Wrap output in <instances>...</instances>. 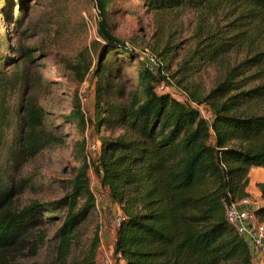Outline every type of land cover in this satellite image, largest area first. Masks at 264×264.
Segmentation results:
<instances>
[{
	"label": "trees",
	"instance_id": "1",
	"mask_svg": "<svg viewBox=\"0 0 264 264\" xmlns=\"http://www.w3.org/2000/svg\"><path fill=\"white\" fill-rule=\"evenodd\" d=\"M91 1L102 45L95 61L82 56L72 69L80 81L93 80L94 111L87 117L75 106L62 119L82 132L119 133L100 137L97 157L67 182L64 197L22 204L23 183L14 174L62 140L47 128L49 112L24 96L31 80L14 72L36 55L7 40L11 26L22 27L29 0H0V264H38L23 258L37 256L46 244L42 228L57 222L54 257L46 264H97V235L81 259L71 260L76 231L95 208L90 170L121 212L113 242L118 264H251L226 207L249 198L251 168L264 170V0H139L153 12L198 15L195 45L169 75L113 35L116 0ZM232 54L243 56L207 92L193 83L203 66H223ZM130 62L137 63L136 77L124 82L122 68ZM170 83L181 100L159 89ZM257 188L264 202V180ZM253 214L264 224V205Z\"/></svg>",
	"mask_w": 264,
	"mask_h": 264
},
{
	"label": "rangeland",
	"instance_id": "2",
	"mask_svg": "<svg viewBox=\"0 0 264 264\" xmlns=\"http://www.w3.org/2000/svg\"><path fill=\"white\" fill-rule=\"evenodd\" d=\"M112 11L113 35L134 48L153 67L156 62L161 63L168 75L175 71L188 50L195 45L194 32L199 18L189 9L178 13L153 12L145 8L139 0H116ZM217 15L218 21L223 23L222 14ZM96 24L97 12L91 0H29L22 16V27L18 30L11 26L8 32L7 40L12 47L19 43L35 49L33 62L23 61L14 72L22 73L31 80L30 89L27 88L24 96L32 95L49 112L47 128L62 140L59 147L43 150L14 174L16 180L23 183L22 204L53 201L64 197L67 182L84 163L97 157L100 137L107 138L119 133L116 128H102L98 133L91 127L82 132L62 119L75 106H79L87 117L93 115V80L87 75L80 81L72 66L80 62L82 56L89 55L93 61L96 60L97 50L102 45L97 36ZM166 45L169 47L168 52L162 54ZM242 56L243 54H232L226 57L223 66H203L193 77V83L202 92H207L221 79L225 66L234 64ZM135 65V62L123 65L124 82L135 79ZM162 89L176 99H182L180 89L173 83L162 84ZM198 109L202 117L211 118L205 106ZM88 175L91 191L98 204L76 231L77 243L72 247L71 260L81 259L93 237L97 235L99 242L96 260L99 264L104 245L101 243L102 232H112L115 228L113 219L121 214L119 208L107 199L106 192L99 186L91 170ZM260 201L254 199V203L259 204ZM59 224L57 222L54 226L42 228L47 235L46 244L37 256H24L23 261L46 264L53 260L56 244L53 235ZM251 264H264V255L252 257Z\"/></svg>",
	"mask_w": 264,
	"mask_h": 264
},
{
	"label": "built area",
	"instance_id": "3",
	"mask_svg": "<svg viewBox=\"0 0 264 264\" xmlns=\"http://www.w3.org/2000/svg\"><path fill=\"white\" fill-rule=\"evenodd\" d=\"M159 89L162 90V86H160ZM94 197L96 207L98 200L95 195ZM239 203L246 205L248 204V200L244 199L238 203H232L227 206L226 219L232 224L235 231L246 241L252 257L264 255V224L257 221L253 211L241 208ZM120 217H115L113 219L115 227L119 224ZM99 264H118L114 257L113 249L101 251Z\"/></svg>",
	"mask_w": 264,
	"mask_h": 264
},
{
	"label": "crops",
	"instance_id": "4",
	"mask_svg": "<svg viewBox=\"0 0 264 264\" xmlns=\"http://www.w3.org/2000/svg\"><path fill=\"white\" fill-rule=\"evenodd\" d=\"M264 180V170L262 168H251L249 172V184L247 187V193L249 194L248 204L243 205L242 203H239V206L244 209H248L251 211H254L258 206L264 205V202L260 199V193L257 188L258 184L262 183ZM254 199L261 200L258 203H254ZM116 205V204H115ZM118 208L119 206L116 205ZM120 212V209H118ZM121 214V212H120ZM103 231V230H102ZM102 239L101 243L103 242V250L113 249V242H114V236H115V228L112 232L104 231L102 232ZM256 256L255 258H257Z\"/></svg>",
	"mask_w": 264,
	"mask_h": 264
}]
</instances>
